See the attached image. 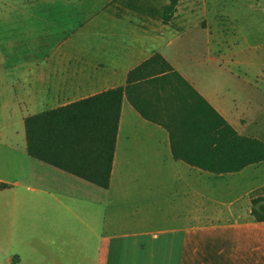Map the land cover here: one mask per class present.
Here are the masks:
<instances>
[{
  "label": "crops",
  "instance_id": "crops-1",
  "mask_svg": "<svg viewBox=\"0 0 264 264\" xmlns=\"http://www.w3.org/2000/svg\"><path fill=\"white\" fill-rule=\"evenodd\" d=\"M68 1L25 6L16 59L2 32L0 140L25 148L12 175L0 169V264H264V221L238 190L260 163L196 164L216 147L218 114L264 140L230 101L240 75L219 51L217 21L199 0H180L168 21L170 0ZM119 88L108 187L29 155L28 116ZM105 103L110 120L116 98Z\"/></svg>",
  "mask_w": 264,
  "mask_h": 264
},
{
  "label": "trees",
  "instance_id": "trees-1",
  "mask_svg": "<svg viewBox=\"0 0 264 264\" xmlns=\"http://www.w3.org/2000/svg\"><path fill=\"white\" fill-rule=\"evenodd\" d=\"M179 2L170 0L164 8V20L173 17ZM113 97L116 98L115 109L111 105L108 120L105 101H112ZM121 97L120 88L109 90L28 116L25 126L29 155L108 187ZM218 117L216 147L205 162L196 164L221 173L237 172L264 162V140L240 135L219 114ZM87 162L91 163L89 168L84 165ZM6 186L8 184L0 183V188ZM251 214L256 220L264 221V192L251 198Z\"/></svg>",
  "mask_w": 264,
  "mask_h": 264
},
{
  "label": "rangeland",
  "instance_id": "rangeland-1",
  "mask_svg": "<svg viewBox=\"0 0 264 264\" xmlns=\"http://www.w3.org/2000/svg\"><path fill=\"white\" fill-rule=\"evenodd\" d=\"M199 1L207 10L200 13L202 18L214 19L218 23L219 36L223 42L219 44V51L224 54L226 67L240 75V78L227 82L230 101H233L237 113L249 112L248 116L243 117V122L248 125L250 132L264 138V15L261 12L264 0H207L206 4L202 0ZM64 2L65 0H0V16H9V23L0 27V45L3 41L2 32L8 30V38L13 45L16 59L21 48L18 20L25 15V6ZM68 3L75 7L87 6L99 4L100 0H70ZM14 62L10 61L11 68ZM10 111L15 113L17 110L11 108ZM15 128L21 131L23 129L21 125H15ZM24 148L21 137L0 140V169L9 164L8 169L12 175V167L18 156L16 154L19 153L17 150ZM25 157L31 159L29 156ZM245 174L247 178L243 181L241 189H238L244 193V209L246 204L251 206L253 196L264 192V162L253 171L247 170Z\"/></svg>",
  "mask_w": 264,
  "mask_h": 264
}]
</instances>
